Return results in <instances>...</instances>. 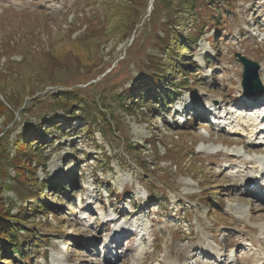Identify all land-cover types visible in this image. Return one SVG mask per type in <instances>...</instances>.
Segmentation results:
<instances>
[{"label": "rangeland", "instance_id": "obj_1", "mask_svg": "<svg viewBox=\"0 0 264 264\" xmlns=\"http://www.w3.org/2000/svg\"><path fill=\"white\" fill-rule=\"evenodd\" d=\"M180 1L0 0V51L11 46L10 56H0V92L12 106L0 117V144L27 161L31 154L16 152L15 140L31 128L48 130L40 163L32 164L40 185L55 184L33 188L3 162L11 213H24L22 224L47 240L28 245L27 258L13 252L1 264L12 256L22 264L261 258L264 201L246 181L263 166L255 157L264 158V140L260 133L251 143L252 128L237 115L252 117L264 91L257 98L243 94L235 53L259 63L264 85V0H212L226 12L218 21L208 4L197 0L187 13ZM191 32L199 36L186 43L192 51L185 62L195 65L178 62L189 72L182 79L165 49L174 48L176 59L184 50L172 35ZM166 70L182 86L170 94L174 99L166 97L171 79L155 78ZM63 91L71 97L59 106L53 99ZM206 109L225 116L213 114V126ZM36 201L48 208L27 213ZM116 224L139 235L111 247L105 239Z\"/></svg>", "mask_w": 264, "mask_h": 264}, {"label": "trees", "instance_id": "obj_2", "mask_svg": "<svg viewBox=\"0 0 264 264\" xmlns=\"http://www.w3.org/2000/svg\"><path fill=\"white\" fill-rule=\"evenodd\" d=\"M195 1L197 0H181L180 5L183 6V8L187 9V13H192V11L195 8ZM202 1V2H201ZM202 4H208L209 7L215 8V12L217 13L216 15V20L218 21L221 19V15L226 13L223 8H217L216 5L212 2V0H200ZM170 6H168L169 8ZM199 34L195 32H191L185 36H182L180 34H173L172 35V40L176 44H178V49L184 50V53L181 55H178L176 59H174L175 53L173 52L172 49L169 46L165 49L166 53L169 54L168 59L171 61V64L173 65V68L178 71V75H182V79H187V76L189 75V72H186V69L184 67H178V62L181 64H185L190 66V64L195 65L194 62H191L190 64H187L185 62V58L188 56L185 54V52H190L191 53V46L189 47L186 45L187 42H194L198 38ZM211 44L213 46L216 45V40H212ZM11 47V46H10ZM9 49L11 50V48ZM9 49L6 51L1 50L0 51V56L5 55V56H10L7 51L9 52ZM203 59L206 64H209L210 60V55L209 54H204ZM193 67V66H191ZM172 69V68H171ZM170 69V70H171ZM190 69V68H189ZM170 70H166L164 72H159L155 74V78L157 79V83L163 81L164 78L171 79L169 81V84H167L168 90L170 92L167 94L166 97L169 99H174L170 94L177 93L179 95L180 92H177V89H180L182 86L177 84L175 80L172 79V75H175L176 73H172ZM1 75V74H0ZM195 76V74L193 73ZM182 85V84H181ZM0 117L1 116H6L7 113H9V106H8L9 101L5 98V96L2 95L0 92ZM58 97L60 98H55L53 101L57 103V105H62V101L64 97H71V93H68L67 91H63L62 93L58 94ZM63 97V98H62ZM165 99H168L166 98ZM130 99V97H127ZM142 98V96L140 97ZM163 102V101H162ZM64 109V108H63ZM11 110H13L11 108ZM65 114L73 113V110H65ZM99 113V110H98ZM68 115V114H67ZM15 117L14 113H11L10 118L13 120ZM28 135H26L27 133ZM48 132V130L38 128H31L29 131H24L22 132V136H20L19 139L15 140L14 145L16 152L18 151H28L31 154V159L27 161H23L21 158L22 153H19L17 156H12L10 157L9 153L4 149L3 145L0 144V168H4L3 162L6 161L11 164L14 172H15V177L17 178L18 181L26 182L27 185H31V187L35 188L37 186H43L44 188L47 187H54L55 184L54 182H43L41 185L36 181L35 177V172H36V167L32 164V161H39L37 163H40V158L42 157L41 154V145L45 143L44 136ZM34 137L33 140H29L30 137ZM26 137V138H25ZM32 143H35V147L32 148L31 146L33 145ZM6 172L2 171L0 173V257L4 255H12L13 252H17L22 256V258H27L29 256L30 248H28V245L30 244L32 246L37 245L40 243L39 241L47 240V237L41 238L40 233H38V230H34L32 228H29L28 225L22 224L20 219H22L24 213H18V214H12L11 209L13 208L14 202L9 200V198L3 197V191L5 189L4 186V180L5 177H7ZM61 189V188H60ZM59 189V191H60ZM64 189V188H63ZM59 191L53 190V193L57 196L59 195ZM42 193H40L41 195ZM21 196H25L21 194ZM59 199V196H57ZM38 198V197H37ZM48 208V206L44 202H33L28 206V209L26 210L28 212L36 211V212H42L45 211ZM50 211V210H49ZM33 226V225H32ZM21 231H24L25 235L24 238L20 239L19 233ZM8 241V243H7ZM29 243V244H28ZM27 244V245H26ZM5 258L2 260L4 261ZM1 264V262H0ZM8 264H22L19 262L18 259L12 256V258L9 259Z\"/></svg>", "mask_w": 264, "mask_h": 264}, {"label": "bare ground", "instance_id": "obj_3", "mask_svg": "<svg viewBox=\"0 0 264 264\" xmlns=\"http://www.w3.org/2000/svg\"><path fill=\"white\" fill-rule=\"evenodd\" d=\"M263 70H264V68H263ZM254 113L255 114H253L252 117L251 116L249 117L248 114L243 116L240 113L239 114L237 113L238 114L237 116L241 120H243V123L245 121L252 128V130L249 131V132H251V134L248 133L249 134V140L251 141V143H254L252 139L256 134L262 133V136H264V106L262 108L256 109L254 111ZM255 138H257V136ZM255 160H256L255 161L256 163L259 162L263 166L256 167V169L253 171V173L247 176L246 188H248L247 190L249 192H253V191H255V189L250 187V186H247V184L249 185V183L253 180V178H256L257 176L264 175V158H262V157L256 158L255 157ZM253 168H255V167H253ZM263 190H264V186H263ZM256 197H259V196L256 195ZM123 229H125V227L118 229V231H121ZM260 246H261V244H260ZM250 262H253L254 264H264V251L262 252V256L258 261L255 257L252 256ZM171 264H173V263H171Z\"/></svg>", "mask_w": 264, "mask_h": 264}, {"label": "water", "instance_id": "obj_4", "mask_svg": "<svg viewBox=\"0 0 264 264\" xmlns=\"http://www.w3.org/2000/svg\"><path fill=\"white\" fill-rule=\"evenodd\" d=\"M235 58L243 67L241 74V87L243 94L251 98L259 97L264 91V85L259 76V63L247 58L239 52L235 53Z\"/></svg>", "mask_w": 264, "mask_h": 264}]
</instances>
